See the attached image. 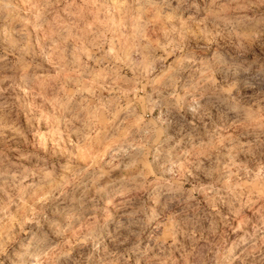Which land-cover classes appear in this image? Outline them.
Returning a JSON list of instances; mask_svg holds the SVG:
<instances>
[{"label":"rangeland","instance_id":"rangeland-1","mask_svg":"<svg viewBox=\"0 0 264 264\" xmlns=\"http://www.w3.org/2000/svg\"><path fill=\"white\" fill-rule=\"evenodd\" d=\"M0 264H264V0H0Z\"/></svg>","mask_w":264,"mask_h":264}]
</instances>
